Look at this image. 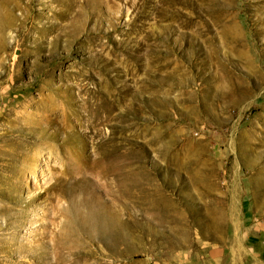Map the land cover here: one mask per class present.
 I'll use <instances>...</instances> for the list:
<instances>
[{"label":"rangeland","instance_id":"obj_1","mask_svg":"<svg viewBox=\"0 0 264 264\" xmlns=\"http://www.w3.org/2000/svg\"><path fill=\"white\" fill-rule=\"evenodd\" d=\"M0 264H264V0H0Z\"/></svg>","mask_w":264,"mask_h":264},{"label":"bare ground","instance_id":"obj_2","mask_svg":"<svg viewBox=\"0 0 264 264\" xmlns=\"http://www.w3.org/2000/svg\"><path fill=\"white\" fill-rule=\"evenodd\" d=\"M80 16V15H79ZM80 20V19H79ZM78 22V21H77ZM2 37V36H1ZM60 38V37H59ZM118 178V177H117ZM118 225V224H117Z\"/></svg>","mask_w":264,"mask_h":264}]
</instances>
